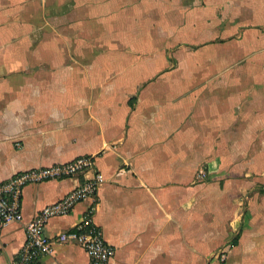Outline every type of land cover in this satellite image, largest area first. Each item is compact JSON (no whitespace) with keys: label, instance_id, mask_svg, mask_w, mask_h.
Instances as JSON below:
<instances>
[{"label":"crops","instance_id":"1","mask_svg":"<svg viewBox=\"0 0 264 264\" xmlns=\"http://www.w3.org/2000/svg\"><path fill=\"white\" fill-rule=\"evenodd\" d=\"M93 156L23 189V225L99 173L109 264H264V0H0V183ZM224 254L222 262L219 257ZM36 264H90L61 244Z\"/></svg>","mask_w":264,"mask_h":264},{"label":"built area","instance_id":"2","mask_svg":"<svg viewBox=\"0 0 264 264\" xmlns=\"http://www.w3.org/2000/svg\"><path fill=\"white\" fill-rule=\"evenodd\" d=\"M94 166L93 156H83L64 164L23 171L1 182L0 228L8 224L23 223L21 199L26 186L70 179L93 170ZM103 181L101 174H94L58 202L43 207L32 220L25 223V243L12 264H36L40 258L51 254L55 246L61 244L79 246L88 255L90 264H109L114 258L115 249L105 242L100 228L92 223L95 207L90 208L83 220L68 231L49 237L44 230L51 219L65 217L77 204L94 198ZM225 258L222 254L219 260L223 262Z\"/></svg>","mask_w":264,"mask_h":264}]
</instances>
